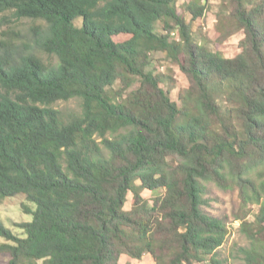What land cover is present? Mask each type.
<instances>
[{"label":"trees","instance_id":"16d2710c","mask_svg":"<svg viewBox=\"0 0 264 264\" xmlns=\"http://www.w3.org/2000/svg\"><path fill=\"white\" fill-rule=\"evenodd\" d=\"M175 4L0 0V33L42 23L26 52L0 39V203L31 216L23 238L0 222L5 264H224L205 183L236 192L241 263L264 264V0H220L212 38L192 29L207 0L189 21ZM239 33L234 57L209 48ZM157 54L187 80L177 101Z\"/></svg>","mask_w":264,"mask_h":264},{"label":"rangeland","instance_id":"374dc122","mask_svg":"<svg viewBox=\"0 0 264 264\" xmlns=\"http://www.w3.org/2000/svg\"><path fill=\"white\" fill-rule=\"evenodd\" d=\"M188 0H176L177 13L181 14L186 21L190 20L189 15L186 14L184 5ZM220 4V0H207L206 11L204 16L198 19L193 24V31L199 37L200 35H206L208 38H212L215 34L216 13ZM80 21L75 24L79 25ZM38 25H42L40 21L31 22L28 20L15 21L9 18V23H6V28H2L0 33V39L4 38V32L10 33V37L16 42L18 48L22 52H26L30 46L33 45V40L36 37V32L32 28L37 29ZM242 39V34H235L224 43L209 45V48L213 51L220 52L226 58H232L239 53L238 43ZM47 62L54 63L53 58H44ZM157 60L155 67L159 73L165 74L172 78V89L170 97L173 101H177L178 94L183 91L188 83L184 75H182L178 69L165 60L164 56L157 54L154 56ZM77 107L76 103L70 102L68 104L58 103L57 109H61L65 112L71 111ZM203 199L205 204L202 207L203 212L207 215L217 218L223 221L228 229V235L224 244L217 250V255L224 264H242L239 256V248L247 245V241L244 236L239 232V222L235 221V215L238 210V200L236 192L223 191L217 188L211 183L204 184ZM151 194L147 191L143 192V197L149 199ZM131 195L127 196V202L124 206L125 210L130 209ZM22 203H26L22 196H16L3 200L0 203V222L11 230L15 237L23 238V232L17 227V225L31 221V216L23 214L20 208ZM31 207V206H30ZM256 208H254V212ZM252 218V215L249 219ZM0 242H3L0 240ZM7 256H0V264L7 262ZM120 264H154L151 257L146 254L140 261L132 260L127 256H122ZM207 264V262L203 263Z\"/></svg>","mask_w":264,"mask_h":264}]
</instances>
